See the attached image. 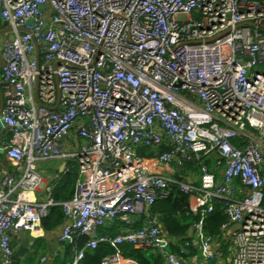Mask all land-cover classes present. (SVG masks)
<instances>
[{"label": "built area", "instance_id": "1", "mask_svg": "<svg viewBox=\"0 0 264 264\" xmlns=\"http://www.w3.org/2000/svg\"><path fill=\"white\" fill-rule=\"evenodd\" d=\"M0 32L11 135L2 149L21 173L2 170L0 264L13 263L14 236L41 229L57 205L60 241L74 252L66 264H84L100 244L165 264H225L205 229L216 200L228 264H264L262 0H0ZM55 159L65 175L78 169L74 197L60 204L51 188L37 198L38 163ZM188 165L201 167V186ZM172 186L201 216L191 242L151 213ZM119 221L117 235L104 232ZM102 264L137 263L118 253Z\"/></svg>", "mask_w": 264, "mask_h": 264}, {"label": "trees", "instance_id": "2", "mask_svg": "<svg viewBox=\"0 0 264 264\" xmlns=\"http://www.w3.org/2000/svg\"><path fill=\"white\" fill-rule=\"evenodd\" d=\"M264 2V0H262ZM141 155L144 158L152 159L156 157L155 153H151L148 149L141 150ZM192 166V165H191ZM78 178V169L74 168L66 174L61 180L60 186L53 193L54 200L60 204L71 200L76 192V182ZM225 201L216 200L213 213L207 215L205 219L206 231L218 242H221L224 237L222 226L228 222V217L225 215L223 207ZM190 196L181 192L177 187L172 186V191L167 199L156 202L151 210L152 215L157 217L160 225L170 237L178 239L179 243L191 242L189 239L190 230L201 219L200 215L193 214L190 210ZM118 227H111L104 230L105 233L115 236L119 230L125 228L123 221L117 222ZM65 225V216L60 205L55 206L51 210L50 216L42 222V227L46 232H53L62 229ZM143 224H138L140 228ZM86 238L80 237L78 247L82 248L86 242ZM192 254H196V247L192 245L190 248ZM73 248L67 247V255L72 258ZM120 253L125 259H132L137 264H165L162 256L152 253L136 250L129 245H122L118 248L112 247L109 244H100L96 250H90L86 253L84 264H102L103 261Z\"/></svg>", "mask_w": 264, "mask_h": 264}, {"label": "crops", "instance_id": "3", "mask_svg": "<svg viewBox=\"0 0 264 264\" xmlns=\"http://www.w3.org/2000/svg\"><path fill=\"white\" fill-rule=\"evenodd\" d=\"M1 60L2 56L0 54V185L3 179L2 170H7L9 173L15 175V177H20L21 173H16L14 166L7 159L6 150L2 149V143L8 141L11 138L10 133L2 122V111L4 109V103L6 98V90L1 81ZM2 151H5V155H2ZM214 165V163H213ZM65 161L61 159H55L45 162L38 163V171L44 178V188L38 193L37 198L39 200H45L47 196V189H52V196L54 191L61 184V180L66 176L64 174ZM218 178L222 179V172H219ZM62 229L55 230L53 232H46L43 227L41 229L29 232H20L18 235L14 236V248L15 250L20 247L24 242L31 240L33 245L30 247V252L24 257L22 264H66L71 260V257L67 255V247L60 241ZM231 232V231H230ZM230 232L227 233L229 237ZM226 237L224 235L223 240H221L220 252L224 253L227 258L230 254V245H227ZM225 243V244H224ZM196 255H200L199 249L196 248ZM73 257V256H72ZM226 258L225 264H228V259ZM203 262V259H199V264Z\"/></svg>", "mask_w": 264, "mask_h": 264}, {"label": "water", "instance_id": "4", "mask_svg": "<svg viewBox=\"0 0 264 264\" xmlns=\"http://www.w3.org/2000/svg\"><path fill=\"white\" fill-rule=\"evenodd\" d=\"M7 26V24H5ZM8 32V31H6ZM5 32H0V36H2ZM4 66V60H1V67ZM3 113V111H2ZM185 183H191L190 179H183ZM239 225H234L231 229V231L239 230ZM194 237V230L191 229L188 238L192 239ZM33 245V242L31 240L24 242L20 247H18L13 256V263L12 264H22L24 257L30 252V247Z\"/></svg>", "mask_w": 264, "mask_h": 264}, {"label": "rangeland", "instance_id": "5", "mask_svg": "<svg viewBox=\"0 0 264 264\" xmlns=\"http://www.w3.org/2000/svg\"><path fill=\"white\" fill-rule=\"evenodd\" d=\"M264 71V69H263ZM2 155H5V151H2ZM214 160H212L211 164H213ZM185 170L190 171V175L197 180L196 185L201 186V177L203 175V171L199 165H188ZM108 228V226H107ZM64 247H67L64 245Z\"/></svg>", "mask_w": 264, "mask_h": 264}]
</instances>
